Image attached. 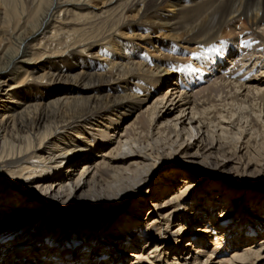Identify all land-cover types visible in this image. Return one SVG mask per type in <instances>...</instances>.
Here are the masks:
<instances>
[{
	"label": "bare ground",
	"instance_id": "bare-ground-1",
	"mask_svg": "<svg viewBox=\"0 0 264 264\" xmlns=\"http://www.w3.org/2000/svg\"><path fill=\"white\" fill-rule=\"evenodd\" d=\"M256 41L264 0H0V264H264Z\"/></svg>",
	"mask_w": 264,
	"mask_h": 264
},
{
	"label": "rangeland",
	"instance_id": "rangeland-1",
	"mask_svg": "<svg viewBox=\"0 0 264 264\" xmlns=\"http://www.w3.org/2000/svg\"><path fill=\"white\" fill-rule=\"evenodd\" d=\"M257 43H255V45H254V43L252 42L251 43V46H249V48L252 50V53L251 54H249V56H251V57H253V58H259V54H260V52H258L260 49L261 50H264V46H260V47H258L259 45H258V41H256ZM12 45V43H10V44H8L7 45V47H9V46H11ZM252 45L256 48V49H258V50H256L255 48L253 49V47H252ZM53 49H54V47H52ZM254 50H256V51H254ZM251 52V51H250ZM255 52V53H254ZM262 52V51H261ZM261 55V54H260ZM197 62V61H196ZM261 62L259 61L258 62V64H257V66L260 64ZM249 64H251V62H249ZM199 66V65H198ZM197 66V67H198ZM254 66V65H253ZM257 66H255V67H257ZM232 68V67H231ZM27 82H28V80L27 79H25V74H22V75H20V78L18 79V84L20 85V86H22L21 87V89L20 90H22V89H26L25 87L26 86H28L27 85ZM168 85H164V87L162 88V89H165V87H167ZM161 91V90H160ZM157 93H159V92H157ZM162 93V92H161ZM224 95V97H225V94H223ZM217 99H216V102H218L219 103V105L220 104H222V102H221V100H223L224 98H220L219 96H217L216 97ZM220 98V99H219ZM219 99V101H217ZM217 104V103H216ZM218 105V104H217ZM135 114L136 113H133L132 114V117H134L135 116ZM133 119V118H132ZM177 163L176 164H180V166H184V164L183 163H181L182 161L180 160V161H176ZM170 164H171V161L169 162V163H167L164 167H167V166H170ZM235 165L234 164H230V166L228 167L229 169H231V168H233ZM214 172V171H213ZM158 182V181H157ZM152 188H153V185H152ZM197 194H199V190H194V193H192V195H189V199L190 200H192L193 198H194V196L195 195H197ZM167 196V195H166ZM214 215H216V217L215 218H217V214L215 213ZM110 220V221H109ZM108 220V223H112V221L114 220V219H109ZM32 224H34L32 221H28V220H22V221H20V222H18V223H16V224H12V225H10V226H8V229H7V236H5V237H3V239H5V238H8L10 235H13V232H16L17 230H18V228L20 227V225H22V226H31ZM61 225L63 224V222H61L60 223ZM175 230V229H174ZM54 235L55 236H58V238H57V240L55 239V240H53L54 239ZM79 236V235H78ZM53 239H52V237H51V240L50 241H52V242H54V248H55V250H53V254H51L50 255V259L51 260H55V259H60V258H63V252L64 253H66V249L65 248H61V246H63V245H66V242H67V240L68 239H70V234L67 232L66 233V231H65V233H63V232H60V233H57V234H53ZM86 239V238H85ZM85 239H83V240H85ZM0 240H2V239H0ZM45 241H46V239H44ZM25 242H27L28 244L30 243V241L29 240H23V241H21V242H19V244H21V245H25ZM210 246H211V244H210ZM107 248V247H106ZM104 250H106V249H103V251ZM99 251H101L100 252V254H99ZM99 251H97L98 253L97 254H93V255H96L97 256V258H96V260H101V259H106L108 256L106 255V251L105 252H103L102 250H99ZM192 253H194V251H193V248H192ZM0 255H1V253H0ZM66 256V255H65ZM99 256H101L100 257V259H99ZM222 260H223V258H221ZM221 259H216L214 262H218L217 264H220L219 263V261L221 260ZM21 260H22V258H21Z\"/></svg>",
	"mask_w": 264,
	"mask_h": 264
}]
</instances>
